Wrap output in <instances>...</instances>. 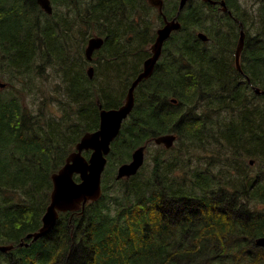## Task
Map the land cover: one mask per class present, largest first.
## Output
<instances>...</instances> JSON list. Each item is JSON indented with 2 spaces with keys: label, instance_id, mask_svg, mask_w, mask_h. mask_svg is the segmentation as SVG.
I'll use <instances>...</instances> for the list:
<instances>
[{
  "label": "trees",
  "instance_id": "obj_1",
  "mask_svg": "<svg viewBox=\"0 0 264 264\" xmlns=\"http://www.w3.org/2000/svg\"><path fill=\"white\" fill-rule=\"evenodd\" d=\"M255 1L260 2L258 12L255 5L246 9L238 0L226 2L247 29L243 72L234 61L238 23L200 1L229 22L214 25L215 36L207 33L205 42L192 24L210 21L212 13L191 6L180 14L182 28L168 40L153 75L139 84L136 105L110 155L118 152L119 161L127 162L136 148L172 132L190 141L188 152L158 154L147 181L139 180L141 174L116 179L118 161L112 164L109 156L102 199L89 202L82 214L62 213L48 235L32 242L26 235L42 225L53 187L51 175L82 135L99 127L98 102L105 108L122 104L151 54L148 44L156 32L150 31L147 4L139 21V0H51L52 14L44 13L37 0H0L1 70L27 73L41 68L38 59L47 56L50 61L44 54L62 57L61 46L68 45L80 20L95 22V31L106 38L101 49L106 62L99 61L105 73L101 92L84 85L89 76L81 74L83 69L72 79L75 100L86 101L72 124L46 125L42 108L30 114L22 89H16L18 98L0 96V243L15 245L9 252L0 250V264H264V246L256 242L264 236V174L250 172V160L264 163V94L254 90H264V1ZM59 7L74 16L64 15ZM126 8L137 11L136 23V13L127 14ZM177 8L175 1L165 13L172 17ZM158 18L161 24L159 14ZM252 23L258 30L256 39L249 30ZM73 35L72 46L78 37ZM135 39L138 46L121 51L124 40ZM36 76L41 78L40 72ZM118 78L127 82L122 100L116 95ZM220 111H228L229 118L214 119ZM252 156L256 158L247 161ZM224 163L227 168L213 172ZM22 240L30 244L20 246Z\"/></svg>",
  "mask_w": 264,
  "mask_h": 264
},
{
  "label": "water",
  "instance_id": "obj_2",
  "mask_svg": "<svg viewBox=\"0 0 264 264\" xmlns=\"http://www.w3.org/2000/svg\"><path fill=\"white\" fill-rule=\"evenodd\" d=\"M148 3L157 8L158 12L163 16L164 25L156 31L155 41L150 45L151 55L144 60L142 70L131 82L128 91L122 101V104L114 108H105L99 101L100 124L98 129L87 131L75 145V150L70 152L66 157L65 163L59 170L51 175L53 189L51 191L50 203L42 217V225L36 231L29 232L26 239L32 242L44 237L58 222L60 212L77 211L84 213L86 205L89 202H95L102 198V176L108 163V155L111 151V144L119 135L123 122L132 113L136 105V89L139 84L149 79L156 68V65L163 53L165 42L170 38L172 33L182 27L179 14L190 0H180L179 10L175 17L168 19L164 13V0H147ZM212 4H218L217 0H204ZM41 8L47 13L53 12L51 0H37ZM224 11H228L225 1L219 2ZM231 14V12H230ZM199 37L203 40L207 39L204 33H199ZM105 42V38L94 35L88 40L85 49L86 57L93 59L94 52L100 49ZM245 43L244 30H241L236 48V66L242 71L241 56ZM95 67L90 66L87 73L90 78L94 76ZM1 86L4 84L0 83ZM255 91L259 94L264 90L255 87ZM172 102H177L173 99ZM177 135L175 133L160 134L154 138V142L163 145L166 148L173 147ZM147 145L139 146L132 153L129 162L119 165L117 170V179L130 178L136 175L145 163V151ZM85 150H91L89 157L84 155ZM250 164H254V160H250ZM78 175L80 180H76ZM259 246H264V236L257 239ZM30 243L22 240L20 246H28ZM15 248L14 244H1L0 250L4 252L11 251Z\"/></svg>",
  "mask_w": 264,
  "mask_h": 264
},
{
  "label": "rangeland",
  "instance_id": "obj_3",
  "mask_svg": "<svg viewBox=\"0 0 264 264\" xmlns=\"http://www.w3.org/2000/svg\"><path fill=\"white\" fill-rule=\"evenodd\" d=\"M140 1V0H139ZM169 4H166L165 10H170L172 8L173 3L176 0H166ZM201 1V0H200ZM200 1L195 0L193 3H190L185 9V12H188L190 10L189 7L191 6H200V11L203 9V11L212 13V18L210 21H203L200 25H193L192 30H195V33L198 32L202 33H210L212 36H215V27L214 25H217L218 27H223L224 22H228L225 18L220 16V13L218 10L211 12V10L202 5ZM243 3V5L250 9L252 5H255L257 12L260 7V2L255 0H238ZM264 1V0H263ZM126 7V6H125ZM58 11L66 15L67 13L70 16H74L73 12H70L65 7H59L57 8ZM123 10V8H121ZM126 13L130 14V12H137L136 10L130 8H126ZM122 12V11H121ZM121 12L119 13L122 18ZM45 13V12H44ZM43 15V14H42ZM138 13L135 14L134 20L136 23ZM145 17V11L141 10V14L139 15V21H141ZM148 17L151 20V24L153 26V30H150L152 32H156L157 28L160 27V21L156 14V11L152 8H150ZM202 19V18H201ZM51 21V19H49ZM222 21V22H220ZM229 23V22H228ZM95 22L94 23H88L84 20H80L78 22V25H76L75 30L70 32V38H68V42L71 44V38L74 33L77 34V40L74 46L68 45L64 48L61 46V56L58 55H50V54H44L48 55L51 59L50 61H47V56L42 57L40 60L38 59L36 64L40 66L41 68H36L34 71L27 72V73H21V72H14L10 71L9 69L1 70L0 69V83L4 84V86L0 85V96H3V98L6 99H12L15 97H12L13 95H16V89L23 90V93L25 95L24 98V104L27 108V110L30 112V114L36 112L39 113L40 108L43 109V113L45 115V122L47 125V122H62L63 127L66 125L72 124L74 121L73 118L77 116V113L79 109L82 107L83 103H85V100H75V92H70L71 90V84L72 79H75L78 76L77 70L83 69L81 71V74L87 75V69L92 65L95 67L94 76L92 78H84V85L86 87H90L93 92L100 93V87L103 86L105 79L104 74L102 73L101 66L103 67V53L102 48L98 49L94 53V59L93 60H87L85 57V47L87 45V41L89 38H91L94 34L97 33V30L95 31ZM253 25V26H252ZM252 25L249 26V30L254 34L257 33V28H255V24L252 23ZM258 25V24H257ZM96 28V27H95ZM131 38H134L133 35H130ZM257 38V37H256ZM124 43V49L121 51H129L132 48H135L138 46L139 42L135 40L130 41H123ZM56 44H59L58 42ZM170 45L169 42H166V46ZM82 55L80 54V52ZM47 53V50L46 52ZM1 56V55H0ZM121 56L118 55L116 58H120ZM114 58V59H116ZM100 59H102V62H99ZM163 59V55L160 58V61ZM159 61V62H160ZM72 63V64H68ZM4 67H8L7 64L4 65ZM37 72H40L41 78L37 77ZM117 75V73L114 71L113 76ZM111 75V74H109ZM112 76V75H111ZM126 80L118 78L116 81H114L115 88H118L120 91L116 94L119 96L118 100H122L125 94L126 89ZM34 84L36 86H34ZM117 89V90H118ZM94 93V97H95ZM11 97V98H9ZM41 98L44 101V105L40 107V100ZM88 101V100H87ZM81 106V107H80ZM221 112V111H220ZM241 111L237 110V114H239ZM215 114V113H214ZM213 114V115H214ZM230 116V113L228 111L221 112L220 115H216L214 119L216 118H222V119H228ZM59 127V126H58ZM59 129H61L59 127ZM62 130V129H61ZM190 144V141L187 138H181L177 137V140L173 147L166 148L169 149L167 152H163L161 148L163 149V145H157L154 141H152L148 148H146L145 151V163L140 168L138 174L134 176H138L141 174L139 180L140 181H147L150 175L152 174L153 166H154V159L158 157V154H165L166 157L169 155H178V156H184L188 152V146ZM211 144V143H210ZM212 145V144H211ZM199 151L203 152L202 149H198ZM86 156H89L90 151L84 152ZM110 161L111 163H116L115 173L117 172V168L119 165L122 164V161H119V153L111 154ZM250 158H256V157H248L247 161ZM125 161H123L124 163ZM128 162V161H127ZM196 162V158H193V165ZM109 163V161H108ZM250 172L252 173H259L264 174V163L257 159V162H255L253 165H251ZM220 167L227 168L228 165L225 163L222 165H218L213 169V172L217 171ZM177 173L179 175H183V172L181 170H178ZM137 182V181H136ZM114 191V188L112 189ZM17 196V194H16ZM1 199V198H0ZM113 199V198H109ZM118 201L123 200V198H116ZM113 205L115 208L119 207V203L117 201L113 202Z\"/></svg>",
  "mask_w": 264,
  "mask_h": 264
},
{
  "label": "flooded vegetation",
  "instance_id": "obj_4",
  "mask_svg": "<svg viewBox=\"0 0 264 264\" xmlns=\"http://www.w3.org/2000/svg\"><path fill=\"white\" fill-rule=\"evenodd\" d=\"M138 7H139V9L142 8V10H144V4H143L141 1L139 2ZM254 35H255V36H254V39H256L257 34L255 33ZM86 59H87V58H86ZM93 59H94V58H93ZM93 59H92V60H93ZM87 60H88V59H87ZM88 61H89V60H88ZM90 152H91V151H90ZM67 212H70V211H67ZM67 212H64V213H67ZM61 215H62V213H61ZM60 219H61V218H60ZM60 219H59V220H60ZM59 220H58V222H59ZM58 222H57V224H58ZM52 230H53V229H52ZM50 232H51V230H50L46 235H48ZM46 235H45V236H46ZM8 252H9V251H8Z\"/></svg>",
  "mask_w": 264,
  "mask_h": 264
},
{
  "label": "bare ground",
  "instance_id": "obj_5",
  "mask_svg": "<svg viewBox=\"0 0 264 264\" xmlns=\"http://www.w3.org/2000/svg\"><path fill=\"white\" fill-rule=\"evenodd\" d=\"M221 1H225V2H227V0H221ZM56 227V226H55Z\"/></svg>",
  "mask_w": 264,
  "mask_h": 264
}]
</instances>
